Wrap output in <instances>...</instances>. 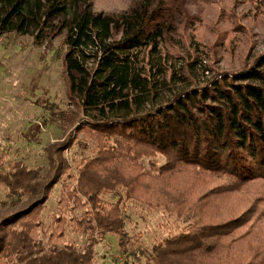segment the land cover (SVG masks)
I'll return each mask as SVG.
<instances>
[{"label": "trees", "instance_id": "trees-1", "mask_svg": "<svg viewBox=\"0 0 264 264\" xmlns=\"http://www.w3.org/2000/svg\"><path fill=\"white\" fill-rule=\"evenodd\" d=\"M160 9L151 12L141 4L112 15L96 12L92 0H0V34L33 36L42 43L65 33L63 61L70 91L80 100L88 125L121 148L105 150L88 163L92 170H83L80 179L87 177L97 188L81 185L79 192L96 204L103 184L114 192L123 171L129 201L163 208L176 217L175 223H185L155 247L148 264H264V198L222 217L213 200L191 197L181 184L173 190L160 188L151 179L172 173L176 179L178 170L194 167L210 178L228 180L212 191L229 195L264 180V53L237 74L175 92L187 80L163 54L166 30L159 23ZM112 161L113 167L106 164ZM119 162L129 165V177ZM40 203L5 219L0 257L9 259L8 264L13 258L12 264H91L93 254L78 255L71 246L26 263L23 248L37 237ZM115 212L97 211L92 219L101 239L124 233L122 214ZM21 220L25 223L17 230Z\"/></svg>", "mask_w": 264, "mask_h": 264}, {"label": "rangeland", "instance_id": "rangeland-1", "mask_svg": "<svg viewBox=\"0 0 264 264\" xmlns=\"http://www.w3.org/2000/svg\"><path fill=\"white\" fill-rule=\"evenodd\" d=\"M92 1L96 12L112 15L130 12L141 4L151 12L161 8L163 20L159 23L166 30L161 41L163 54L176 62L187 80L175 92L213 77L237 74L264 53V0ZM64 36L37 43L33 36L0 34V180H6L0 184V240L7 231L2 226L5 219L37 201L42 205L37 211L38 234L28 249L23 248L26 263L32 259L41 262L71 246L78 255L93 254L91 264H148L155 247L179 233L185 223H175L176 217L163 208L150 209L129 201L121 182L126 178L123 171L114 192L107 182L103 184L96 204L91 196L79 192L81 185L97 188L87 177L80 179L83 170H92L88 163L98 160L105 150L116 153L121 148L113 138L99 135L88 125L80 100L70 91L63 61L67 51ZM195 60L199 64H192V70L189 63ZM106 164L114 165L113 161ZM119 164L129 177V165ZM96 171L103 173L100 167ZM178 173L176 179L174 173L151 179L160 188L173 190L181 184L191 197L213 200L222 217L264 198V180L247 183L229 195L212 191L227 183L224 178H210L194 167ZM108 210L122 214L125 231L122 236L106 234L101 239L92 219L97 211ZM22 223L25 221L15 225L17 230L23 228ZM8 261L0 257V264Z\"/></svg>", "mask_w": 264, "mask_h": 264}]
</instances>
